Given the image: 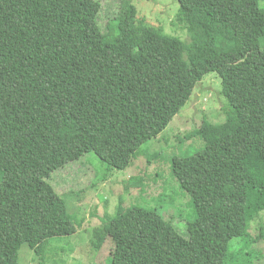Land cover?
Returning <instances> with one entry per match:
<instances>
[{
	"label": "trees",
	"instance_id": "trees-1",
	"mask_svg": "<svg viewBox=\"0 0 264 264\" xmlns=\"http://www.w3.org/2000/svg\"><path fill=\"white\" fill-rule=\"evenodd\" d=\"M177 2L170 28L189 42L139 17L130 0L104 22L99 0H0V264H18L24 242L43 264L59 250L48 238L76 232L47 181L54 171L89 152L107 169L127 168L209 72L221 78L225 123L204 120L187 134L203 146L169 159L193 207L187 232L132 204L91 242L111 241L108 264L259 256L250 229L264 211V0Z\"/></svg>",
	"mask_w": 264,
	"mask_h": 264
},
{
	"label": "rangeland",
	"instance_id": "rangeland-1",
	"mask_svg": "<svg viewBox=\"0 0 264 264\" xmlns=\"http://www.w3.org/2000/svg\"><path fill=\"white\" fill-rule=\"evenodd\" d=\"M99 1V20L103 22L116 14L121 4V0ZM130 2L136 5L139 17H146L155 26L160 23L166 28L165 32L179 35L170 28L171 20L178 10L177 0ZM179 36L184 42H189V35L185 31ZM221 88V78L216 72L205 74L167 127L156 138L140 146L141 150L135 153L127 168L121 171L107 169L93 152H89L52 173L47 181L63 196L77 229L71 235L47 239V245L51 249H59L57 255L52 256L54 259L65 257L63 264H108L112 243L106 239L101 248L96 250L91 242L93 230L132 204L155 207L181 232H187L184 225L193 218V207L189 203V196L171 174L169 159L173 155L194 154L203 146L204 143L198 136L194 140L187 137V134L199 127L204 120L212 124L225 121L221 107L225 105L226 99L221 94ZM2 179L3 172L0 171V182ZM261 228H264V211L252 222L250 229L251 236L255 238L251 248L259 256L249 255L251 261H247L240 255L228 254L227 261L264 264V237L259 232ZM232 248L238 247L234 245ZM50 258L43 264H48ZM18 264L42 263L35 251L24 242L18 250Z\"/></svg>",
	"mask_w": 264,
	"mask_h": 264
}]
</instances>
